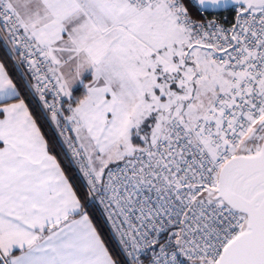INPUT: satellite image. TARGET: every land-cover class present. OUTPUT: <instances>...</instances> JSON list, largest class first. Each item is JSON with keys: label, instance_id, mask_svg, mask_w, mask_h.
Listing matches in <instances>:
<instances>
[{"label": "snow or ice", "instance_id": "snow-or-ice-1", "mask_svg": "<svg viewBox=\"0 0 264 264\" xmlns=\"http://www.w3.org/2000/svg\"><path fill=\"white\" fill-rule=\"evenodd\" d=\"M0 264H264V0H0Z\"/></svg>", "mask_w": 264, "mask_h": 264}]
</instances>
